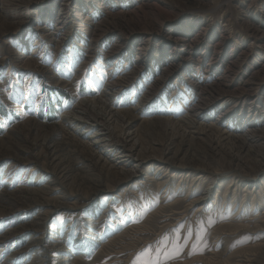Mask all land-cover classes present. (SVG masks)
<instances>
[{"label": "rangeland", "instance_id": "374dc122", "mask_svg": "<svg viewBox=\"0 0 264 264\" xmlns=\"http://www.w3.org/2000/svg\"><path fill=\"white\" fill-rule=\"evenodd\" d=\"M5 110L0 264H264V0H0Z\"/></svg>", "mask_w": 264, "mask_h": 264}, {"label": "bare ground", "instance_id": "6f19581e", "mask_svg": "<svg viewBox=\"0 0 264 264\" xmlns=\"http://www.w3.org/2000/svg\"><path fill=\"white\" fill-rule=\"evenodd\" d=\"M120 83V82H119ZM113 85V84H112ZM117 85V84H116ZM115 85V86H116ZM114 86V85H113ZM91 101V100H90ZM96 102L97 103H99V104H101V105H104L105 106V108L106 109H110L109 110V113L107 114L106 112L105 113H101L100 111L99 112H95V111H93L92 110V107L89 105V101H83V102H81V103H79L78 104V106H76V108H74L73 109V112H76V114H80V115H83L84 116V114L85 115H87V116H89V119L91 118L92 119V122H96L97 123V126H102L105 130H107V132H105V133H101V134H99L98 136H96V138H97V142H99V140L100 141H102V142H104L105 140H104V137L105 136H110V134H112L113 132L112 131H110L109 129H110V126H111V124H109L110 123V121H111V119L114 117V116H116L117 118H119V117H121V119L122 120H120V121H122L123 123H121L122 125H117V126H114L117 130H118V133L120 134V135H117V138L121 141V142H123V143H126L127 141L125 140V138H129L130 136H131V134H130V125H129V122H130V120H132L133 118H134V116H133V114L129 111H122V110H120V111H116V112H114L113 110H111V108H109L110 106H108L109 104H108V100H107V98H106V96H105V94H102L100 97H97L96 98ZM98 111V110H97ZM89 114V115H88ZM137 114V113H136ZM191 114V113H190ZM196 115V114H195ZM110 116H111V118H110ZM194 116V115H193ZM109 119V120H108ZM182 119V118H181ZM186 120V119H185ZM185 120L184 119H182V122H185ZM189 120V119H188ZM119 121V122H120ZM171 122V121H170ZM169 122V120L168 121H166V123H165V125L166 126H168V127H171V128H177L176 127V125L173 123H170ZM81 125V124H80ZM185 126V125H184ZM114 128V129H115ZM127 128L129 129V130H127ZM101 129V128H100ZM104 129H102V130H104ZM169 129V128H168ZM116 130V131H117ZM182 132V131H181ZM186 133V132H185ZM182 135V134H181ZM185 135V134H184ZM174 136V135H173ZM237 137H239V136H237ZM252 138H253V136H251L250 134H245V136L243 135V136H241V138H240V140L242 139L243 141H241L242 143H240L241 145L239 146L240 148L241 147H243V146H245L247 143H249V142H251V141H253L252 140ZM258 139V138H257ZM132 140H134L133 142H132V145H131V149H130V153H136V154H138L139 156L141 155V157H140V161L142 160V161H146L148 158L149 159H156V160H159V161H162V160H164V159H161L160 157H157V156H152L150 153H148V150L146 149V148H144L142 145H141V147L139 146V140H141L140 139V137H138V136H135V137H133V139ZM234 140V139H233ZM238 141H239V139H238ZM234 143V142H233ZM235 144V143H234ZM231 146V145H230ZM234 146V145H233ZM138 148H140V149H138ZM125 150V149H124ZM240 151V150H239ZM239 151L238 152H236L235 153V156H237V158H238V155H239ZM155 152V151H154ZM232 152V151H231ZM152 153H153V151H152ZM164 155V154H163ZM98 160H97V162L100 164V168L102 169V170H104L105 168H107L108 166L110 167V168H108V170H111V171H114L113 169H112V167L113 166H115V164H113V165H111V162L109 163V160H108V158L106 159V158H102V156L101 155H99L98 156ZM239 160V159H238ZM260 160V159H259ZM261 160L262 161H259V162H262V164L261 163H259V165L261 164V168L262 167H264V156H262L261 157ZM137 162V161H136ZM139 162V161H138ZM140 165V164H139ZM137 166H138V164H137ZM133 168V167H132ZM263 169V168H262ZM159 170V169H158ZM134 171L135 170H133V173H134ZM109 172V171H108ZM115 173H118V174H116V175H121V176H124V178H129V177H131V173L132 172H130V170H126L125 168H120V171H115ZM110 174V173H109ZM112 175H113V173H111ZM120 176V177H121ZM134 176V175H133ZM210 187L207 189V191L205 192V196H208L209 194H210ZM47 192V191H46ZM48 192H50V191H48ZM51 193V192H50ZM47 195V194H46ZM54 198L52 197L51 198V200H53ZM55 200V199H54ZM55 201H53V203H54ZM52 203V202H51ZM57 204V203H56ZM60 204H61V202H60ZM64 204V203H63ZM48 205V204H47ZM62 205V204H61ZM248 264H254V263H248Z\"/></svg>", "mask_w": 264, "mask_h": 264}, {"label": "snow or ice", "instance_id": "6c2138e0", "mask_svg": "<svg viewBox=\"0 0 264 264\" xmlns=\"http://www.w3.org/2000/svg\"><path fill=\"white\" fill-rule=\"evenodd\" d=\"M214 222H215L214 220H212L211 218H209L208 225L211 226ZM202 231H203V229H202ZM165 239H167V238H165ZM180 239H181V237L179 236V233H177V235H176V237L174 238V241H173V244H174L173 251H174L176 254H178L179 251L182 250V246L180 245ZM189 239H191V234H189L188 236L184 237L185 242H186L187 240H189ZM197 241H198V242H203V237H202V235H197ZM205 246H206V245H205ZM166 247H167V245L165 244V245H164V248H166ZM164 248H161V249H157V250H156V252H157V257H158L157 260H155V261L150 260V259H149V260H143V259L138 258L137 261H134V264H161V261L159 260V256H160L161 254H166V253L164 252ZM196 248H197V245L194 244V245H193V250H194V252H195ZM150 252H151V250H148V254H150Z\"/></svg>", "mask_w": 264, "mask_h": 264}, {"label": "trees", "instance_id": "16d2710c", "mask_svg": "<svg viewBox=\"0 0 264 264\" xmlns=\"http://www.w3.org/2000/svg\"><path fill=\"white\" fill-rule=\"evenodd\" d=\"M91 92H93L92 89L86 90L83 87L80 89V93L82 95H88ZM49 93L52 96H55L60 102V95L65 93V91L60 89L59 87H56L55 90H51V92H49ZM73 99H75V98L74 97H72V98L70 97L69 104L72 103ZM5 107L7 108V106H5ZM2 115L4 116V119L3 120L0 119V135L3 134L4 131H5V124L7 123L6 118L10 119L11 116H14L12 112H8L6 110L3 112Z\"/></svg>", "mask_w": 264, "mask_h": 264}]
</instances>
